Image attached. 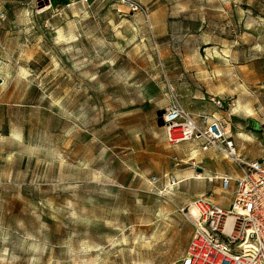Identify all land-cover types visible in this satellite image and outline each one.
<instances>
[{"label": "rangeland", "instance_id": "374dc122", "mask_svg": "<svg viewBox=\"0 0 264 264\" xmlns=\"http://www.w3.org/2000/svg\"><path fill=\"white\" fill-rule=\"evenodd\" d=\"M134 1L0 0V264H181L193 202L229 207L159 116L264 138V0Z\"/></svg>", "mask_w": 264, "mask_h": 264}, {"label": "built area", "instance_id": "2783aa9c", "mask_svg": "<svg viewBox=\"0 0 264 264\" xmlns=\"http://www.w3.org/2000/svg\"><path fill=\"white\" fill-rule=\"evenodd\" d=\"M74 1L92 4L101 0ZM115 1L132 13L142 12L134 0ZM209 102L219 109L225 105L214 97ZM159 117L168 146L198 144L201 152L214 151L239 171L234 177H214L221 190L232 196L227 209L202 197L193 202L198 218L193 220V234L181 264H264V155L256 160L242 157L227 125L219 119L199 122L175 104L163 109ZM173 161L179 165L177 156ZM169 183L174 179L169 178ZM229 218L232 221L227 226Z\"/></svg>", "mask_w": 264, "mask_h": 264}, {"label": "crops", "instance_id": "0c3cea01", "mask_svg": "<svg viewBox=\"0 0 264 264\" xmlns=\"http://www.w3.org/2000/svg\"><path fill=\"white\" fill-rule=\"evenodd\" d=\"M242 141V144H238L236 139ZM238 149L239 153L242 157H244L247 160H256L260 158L262 155H264V138L262 136L259 137H253L250 138L249 136H245V138H242L241 140V135L239 134L236 138H233ZM227 167V166H226ZM223 175H231V176H236V174L228 173V174H223Z\"/></svg>", "mask_w": 264, "mask_h": 264}, {"label": "bare ground", "instance_id": "6f19581e", "mask_svg": "<svg viewBox=\"0 0 264 264\" xmlns=\"http://www.w3.org/2000/svg\"><path fill=\"white\" fill-rule=\"evenodd\" d=\"M51 1H56V0H51ZM59 1H63V2H68L69 0H59ZM244 108H246V107H244ZM228 129V128H227ZM208 179H211V178H208ZM190 215L192 216V217H194V218H198V213H197V211H196V209L194 208V206H191L190 207ZM231 221H232V219L231 218H229L228 220H227V226H229V224L231 223Z\"/></svg>", "mask_w": 264, "mask_h": 264}]
</instances>
